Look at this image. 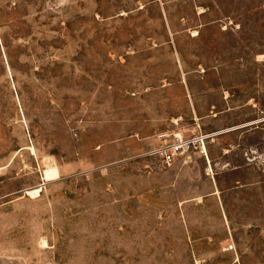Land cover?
<instances>
[{"label": "rangeland", "instance_id": "1", "mask_svg": "<svg viewBox=\"0 0 264 264\" xmlns=\"http://www.w3.org/2000/svg\"><path fill=\"white\" fill-rule=\"evenodd\" d=\"M0 264H264V0H0Z\"/></svg>", "mask_w": 264, "mask_h": 264}, {"label": "built area", "instance_id": "2", "mask_svg": "<svg viewBox=\"0 0 264 264\" xmlns=\"http://www.w3.org/2000/svg\"><path fill=\"white\" fill-rule=\"evenodd\" d=\"M197 145V147L203 150V141L200 139L195 140H185L179 134H173V142L166 146H162L159 149L155 150L152 154L154 156L159 157L161 165L163 167H170L175 160L179 157H182L185 153L189 151L190 148H193ZM204 152V150H203ZM249 162V158H246Z\"/></svg>", "mask_w": 264, "mask_h": 264}, {"label": "bare ground", "instance_id": "3", "mask_svg": "<svg viewBox=\"0 0 264 264\" xmlns=\"http://www.w3.org/2000/svg\"><path fill=\"white\" fill-rule=\"evenodd\" d=\"M42 181L45 182V181H51L55 178H57V171L55 169H49V170H46L42 176ZM41 191V188L40 187H37V188H34L30 191H28V195L30 197H34V196H38L39 193Z\"/></svg>", "mask_w": 264, "mask_h": 264}, {"label": "crops", "instance_id": "4", "mask_svg": "<svg viewBox=\"0 0 264 264\" xmlns=\"http://www.w3.org/2000/svg\"><path fill=\"white\" fill-rule=\"evenodd\" d=\"M226 112V111H225ZM224 112V113H225ZM220 114V113H219ZM227 131H230V130H227ZM227 131H224V132H222V133H226ZM222 144H225L226 142H225V139H223L222 140ZM219 143H221L220 141H219ZM235 146H238L237 144L235 145ZM249 148V147H248ZM205 149H206V151H207V145L205 146ZM249 150H250V148H249ZM223 156H225V155H227V151H226V148L225 147H223ZM207 154H208V157H209V153H208V151H207ZM244 156H245V154H244ZM199 157H201V159L205 162V164H206V166L208 165V163H207V159H206V155L205 156H199ZM246 166H247V164H246ZM215 193V192H214Z\"/></svg>", "mask_w": 264, "mask_h": 264}]
</instances>
